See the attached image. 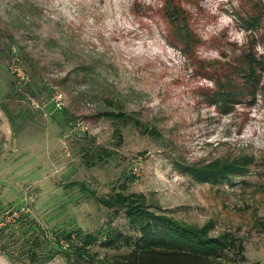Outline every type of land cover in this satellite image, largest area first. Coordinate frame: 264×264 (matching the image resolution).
<instances>
[{
  "label": "rangeland",
  "instance_id": "1",
  "mask_svg": "<svg viewBox=\"0 0 264 264\" xmlns=\"http://www.w3.org/2000/svg\"><path fill=\"white\" fill-rule=\"evenodd\" d=\"M250 53L264 63V0H0V264L128 250L98 240L86 261L62 239L108 225L136 235L123 209L97 201L120 191L238 238L228 264H264V81L244 87ZM101 149L111 154L99 160ZM243 159L246 173L222 182L192 173Z\"/></svg>",
  "mask_w": 264,
  "mask_h": 264
},
{
  "label": "trees",
  "instance_id": "2",
  "mask_svg": "<svg viewBox=\"0 0 264 264\" xmlns=\"http://www.w3.org/2000/svg\"><path fill=\"white\" fill-rule=\"evenodd\" d=\"M178 16L181 18L180 14ZM181 20L183 24L178 31L179 33L186 31L183 33H185L186 41L189 42L191 35L186 27V18L182 16ZM242 72L243 82L246 83L244 87L260 84L262 80L264 81V63L257 59L253 53L245 56ZM220 95L229 96L224 92H221ZM103 99L111 105L116 104L117 101L110 94L103 95ZM221 104L224 110H230L229 98H222ZM100 116L131 121L144 135L159 133L155 126L149 127L142 120L124 112H103L100 113ZM118 135L119 140L122 141L121 134L118 133ZM110 154L111 152L101 149L98 159L101 160L102 156L105 157ZM85 158V163L88 166L95 165L91 156L88 157L85 154ZM243 161L245 162L238 160L232 162L214 161L205 166L193 167L192 173L200 182H222L230 177L246 173L249 160L243 159ZM97 201L114 211L123 209L129 225L137 232L136 235H127L115 230L110 225L100 229L97 234L83 235L80 230L65 232L62 239L67 243V246H74L76 242V253L86 261L93 257L90 245L98 240H102L100 244L103 247L116 250L124 247L128 249L116 253L110 258L105 257L100 262H87V264H228L223 258L226 250L235 248L237 254H242V243L230 233L213 236L210 234L211 226L208 224L203 227L187 225L167 214L158 206H154L156 210H150L153 205L148 203L142 194H125L120 191L106 197H100ZM255 226L264 231V219L259 220ZM66 258L68 264H85L74 263L70 252H66Z\"/></svg>",
  "mask_w": 264,
  "mask_h": 264
}]
</instances>
